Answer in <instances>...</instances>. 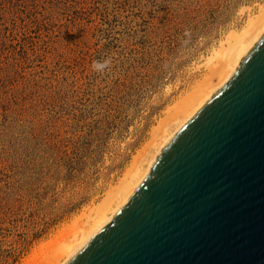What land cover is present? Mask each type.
Returning <instances> with one entry per match:
<instances>
[{"label":"rangeland","instance_id":"1","mask_svg":"<svg viewBox=\"0 0 264 264\" xmlns=\"http://www.w3.org/2000/svg\"><path fill=\"white\" fill-rule=\"evenodd\" d=\"M261 3L0 0V264H28L100 203Z\"/></svg>","mask_w":264,"mask_h":264},{"label":"water","instance_id":"2","mask_svg":"<svg viewBox=\"0 0 264 264\" xmlns=\"http://www.w3.org/2000/svg\"><path fill=\"white\" fill-rule=\"evenodd\" d=\"M66 264H264V36Z\"/></svg>","mask_w":264,"mask_h":264},{"label":"bare ground","instance_id":"3","mask_svg":"<svg viewBox=\"0 0 264 264\" xmlns=\"http://www.w3.org/2000/svg\"><path fill=\"white\" fill-rule=\"evenodd\" d=\"M261 4L257 6L255 14L246 16L244 25L229 30L211 50L209 56L201 62L203 68L201 80L195 81L194 85L191 84L190 90L184 93L185 96L178 98L179 100L173 103L166 113L164 112L166 114L164 119L161 118V121L158 119L160 123H156L158 125L152 130L149 141L144 143L145 146L141 150L138 149L136 156L133 154L131 164L128 169L125 168L127 170L118 184L101 202L99 201L100 203L92 205L93 208L83 215L81 213V217L58 231L53 240L50 238L49 242L40 246L39 256L32 254L36 257L31 258L28 264H66L129 200L150 172L163 147L227 82L239 68L248 51L264 36V4Z\"/></svg>","mask_w":264,"mask_h":264},{"label":"clouds","instance_id":"4","mask_svg":"<svg viewBox=\"0 0 264 264\" xmlns=\"http://www.w3.org/2000/svg\"><path fill=\"white\" fill-rule=\"evenodd\" d=\"M111 65V58H106L103 61H93L92 69L96 72H103L106 68Z\"/></svg>","mask_w":264,"mask_h":264}]
</instances>
